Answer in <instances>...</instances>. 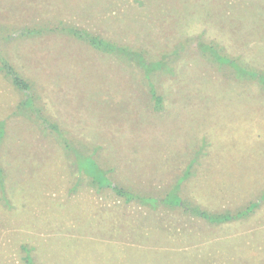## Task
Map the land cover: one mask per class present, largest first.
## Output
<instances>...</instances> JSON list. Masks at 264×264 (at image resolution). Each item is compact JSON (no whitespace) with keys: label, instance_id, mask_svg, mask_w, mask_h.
I'll return each instance as SVG.
<instances>
[{"label":"rangeland","instance_id":"obj_1","mask_svg":"<svg viewBox=\"0 0 264 264\" xmlns=\"http://www.w3.org/2000/svg\"><path fill=\"white\" fill-rule=\"evenodd\" d=\"M45 25L58 31L19 37ZM69 26L168 56L153 78L162 111L137 67ZM200 40L264 78V0H0V61L30 85L0 73V264H25L23 245L34 264H264V90L203 57ZM192 160L180 190L193 206H260L210 224L174 198L127 204L104 188L161 199Z\"/></svg>","mask_w":264,"mask_h":264},{"label":"trees","instance_id":"obj_2","mask_svg":"<svg viewBox=\"0 0 264 264\" xmlns=\"http://www.w3.org/2000/svg\"><path fill=\"white\" fill-rule=\"evenodd\" d=\"M63 27L64 26L60 27V29H63ZM64 29H66L65 31L67 35L73 37L74 39L82 43L89 45L93 49L104 54L112 55L128 66L137 67V69H139V71L142 73L144 81H146L147 83V86L149 88V94L151 95V98L154 101L155 110L162 111L163 96L158 93L157 87L153 82V78L157 76L158 71L171 70L170 64H168L169 62H166L168 56L152 60L151 58L147 57L145 52L139 51L140 49L137 50L128 45H121L112 42L110 40L102 38L101 36L94 35L85 29H79L72 26L65 27ZM56 31H58V28L56 26L52 27L45 25L41 26L40 28H26L25 31L20 32L19 37L32 38L38 35L46 34L48 32L53 33ZM200 38L203 37L200 36ZM196 47L203 57H205L212 63L217 64L221 68L228 69L234 75L235 78L239 80H252V82L255 81V83L258 82L264 90L263 69H257L252 65H248L247 63L242 64L238 62L237 57L228 56L223 51V48L214 42H204L203 40H200L197 41ZM0 73L5 78L11 81V84L16 90L23 93H27L30 90V85L28 81L21 77L19 73L14 69V67H12L6 60L0 61ZM24 105L33 108L36 113L39 111V109L33 105V99L31 96L28 98L27 102L24 103ZM44 121L48 122L49 119L44 118ZM53 127L56 128L55 125ZM196 165H201L200 160H192V162L186 169L184 175L180 178L179 182L174 187L176 190H178L177 193H169L161 199L157 197L143 196L135 192L131 193L125 187L114 185L113 182L108 183L105 187L103 185H100V187H98L97 181L91 176V174L90 176H88L91 178V182L93 183L95 189L99 190L98 193L104 188H110L116 194L117 197L124 199L127 204L136 202L143 206H146L151 202H153V204L165 203L166 201L170 200L169 198H174L175 200H170L173 202L170 203L171 206L169 207H181L186 213H190L196 217H199L210 224H221L240 219L249 215L257 207L260 206L261 201L253 202L250 203V205H248L246 209L241 210L236 214L230 213L228 211L223 213L211 212L210 210L204 209L201 206H193L189 199H184L181 194L182 191L180 190V188L182 186V183H184L189 178V176L192 175L193 168ZM2 174L3 169H1L0 167V175L2 176ZM3 183V180L0 179L1 196L2 200H5L6 197H4V192L2 191ZM21 250L24 253L23 260L25 264H34L33 257L31 254L32 250L25 245L21 247Z\"/></svg>","mask_w":264,"mask_h":264}]
</instances>
